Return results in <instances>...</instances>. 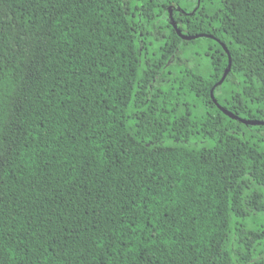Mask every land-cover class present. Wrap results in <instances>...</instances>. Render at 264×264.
Returning <instances> with one entry per match:
<instances>
[{
  "label": "trees",
  "instance_id": "16d2710c",
  "mask_svg": "<svg viewBox=\"0 0 264 264\" xmlns=\"http://www.w3.org/2000/svg\"><path fill=\"white\" fill-rule=\"evenodd\" d=\"M0 264H264V0H0Z\"/></svg>",
  "mask_w": 264,
  "mask_h": 264
},
{
  "label": "water",
  "instance_id": "95a60500",
  "mask_svg": "<svg viewBox=\"0 0 264 264\" xmlns=\"http://www.w3.org/2000/svg\"><path fill=\"white\" fill-rule=\"evenodd\" d=\"M179 36L182 38V39H185V40H189V39H191L190 37H187V36H183V35H181V34H179ZM222 47H223V49L227 52V49H226V47L224 46V45H222ZM228 53V52H227ZM229 63H230V61H229ZM243 123H245V124H249V122L248 121H244V120H241Z\"/></svg>",
  "mask_w": 264,
  "mask_h": 264
}]
</instances>
